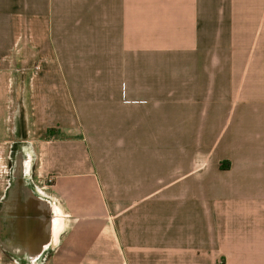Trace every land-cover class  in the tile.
I'll return each mask as SVG.
<instances>
[{"label":"crops","instance_id":"crops-1","mask_svg":"<svg viewBox=\"0 0 264 264\" xmlns=\"http://www.w3.org/2000/svg\"><path fill=\"white\" fill-rule=\"evenodd\" d=\"M15 150L42 264H264V0H0V203Z\"/></svg>","mask_w":264,"mask_h":264},{"label":"water","instance_id":"water-1","mask_svg":"<svg viewBox=\"0 0 264 264\" xmlns=\"http://www.w3.org/2000/svg\"><path fill=\"white\" fill-rule=\"evenodd\" d=\"M30 157L13 151L6 193L0 203V243L21 264H42L63 229L61 206L29 179Z\"/></svg>","mask_w":264,"mask_h":264},{"label":"built area","instance_id":"built-area-1","mask_svg":"<svg viewBox=\"0 0 264 264\" xmlns=\"http://www.w3.org/2000/svg\"><path fill=\"white\" fill-rule=\"evenodd\" d=\"M42 70V63L38 62L37 64H35L32 68V73L35 75L37 73H39ZM53 181L52 178L49 179V184H51Z\"/></svg>","mask_w":264,"mask_h":264},{"label":"rangeland","instance_id":"rangeland-1","mask_svg":"<svg viewBox=\"0 0 264 264\" xmlns=\"http://www.w3.org/2000/svg\"><path fill=\"white\" fill-rule=\"evenodd\" d=\"M42 68H43V64H42ZM32 71V70H31ZM61 132H63V131H60L59 129L58 130H55V135H56V137L58 136V137H60V136H63L62 134H61ZM60 133V134H59ZM68 134H70V133H68ZM71 135H74V136H79L78 134H71ZM57 137V138H58ZM112 157V156H111ZM114 158V157H113ZM1 248V247H0ZM0 257H1V259L3 260H5V255H3V252L1 251V249H0Z\"/></svg>","mask_w":264,"mask_h":264},{"label":"trees","instance_id":"trees-1","mask_svg":"<svg viewBox=\"0 0 264 264\" xmlns=\"http://www.w3.org/2000/svg\"><path fill=\"white\" fill-rule=\"evenodd\" d=\"M53 136H56L55 135V129L48 130L47 133H46V135H45L46 138H51Z\"/></svg>","mask_w":264,"mask_h":264}]
</instances>
